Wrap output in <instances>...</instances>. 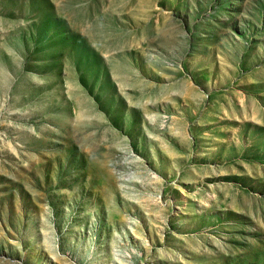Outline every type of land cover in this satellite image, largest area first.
I'll use <instances>...</instances> for the list:
<instances>
[{
    "label": "rangeland",
    "instance_id": "374dc122",
    "mask_svg": "<svg viewBox=\"0 0 264 264\" xmlns=\"http://www.w3.org/2000/svg\"><path fill=\"white\" fill-rule=\"evenodd\" d=\"M0 264H264V0H0Z\"/></svg>",
    "mask_w": 264,
    "mask_h": 264
}]
</instances>
